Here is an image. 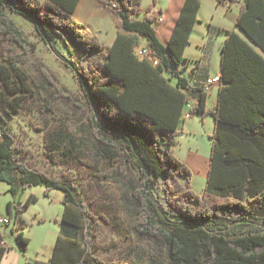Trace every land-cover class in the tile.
Masks as SVG:
<instances>
[{"label":"trees","instance_id":"trees-1","mask_svg":"<svg viewBox=\"0 0 264 264\" xmlns=\"http://www.w3.org/2000/svg\"><path fill=\"white\" fill-rule=\"evenodd\" d=\"M98 1L116 23L111 47L74 17L79 0H0V35L7 44L6 53L0 50V183L6 182L13 196L7 226L18 250L25 253L30 244L21 212L36 201L30 194L22 203L18 195L43 186L46 194L63 192V212L50 259L34 264H129L98 255L96 228L105 218L90 209L71 175L53 176L27 164L9 122L38 103L40 113L62 121L45 133L44 154L52 164L81 165L98 184L139 174L142 184L131 180L122 206H132L127 208L132 231L165 248L166 264H264V0H244L240 7L236 24L246 38L225 31L202 196L191 189V168L174 152L185 115L209 112L206 85H192L183 73L200 0H185L166 44L157 32L160 12L148 14V8L137 19L141 0ZM14 13L29 18L76 74L90 111L87 121L57 116V102L73 97L47 68L27 61L34 47ZM143 41L157 64L136 56ZM7 250L0 236V264Z\"/></svg>","mask_w":264,"mask_h":264},{"label":"rangeland","instance_id":"rangeland-1","mask_svg":"<svg viewBox=\"0 0 264 264\" xmlns=\"http://www.w3.org/2000/svg\"><path fill=\"white\" fill-rule=\"evenodd\" d=\"M141 4L142 12L136 16L137 19H143L148 8L154 10L155 7L160 8V6H163L165 10L168 1L141 0ZM105 8L111 15V11L107 7ZM155 13L159 14V9ZM198 14L197 21L189 37L194 33L196 23L200 22ZM11 16L24 33L27 41L34 47L33 52H27V61L36 63L37 67L44 66L47 68L54 81L64 87L69 92V95L73 97V101L61 98L57 102L55 106L57 116L59 114L64 115V118L69 116L74 123H77V121L79 123L87 121L90 111L86 106V101L76 74L49 49L29 18L16 13ZM89 30L99 37L97 32ZM6 45L4 37L0 35V50L5 53ZM57 45L68 56L65 45L58 39ZM189 45L190 39L186 49ZM195 51L198 50L195 49ZM216 53L220 58L221 50L216 49ZM190 54H193L192 49L190 50ZM188 61V63L192 62V65L196 63L195 61ZM50 89L51 92L54 90L53 87ZM74 102L79 106H75ZM191 106V104L186 105L185 112H189ZM30 107V111L22 110L9 122V127H11L16 137V143L23 149L26 162L31 167L48 172L53 176H60L63 173L71 175L76 180L81 196L89 204L90 209L105 218H99V225L96 228L97 237L95 246L100 258L104 260H126L129 264H152L153 261L166 264L165 248L155 245L147 237L132 231L128 215V209L132 206L130 204L127 205L128 209L122 206V203L125 202L124 195L129 194L128 189L131 188V180L132 183L142 184L139 174L136 171H132V173H129L128 178H120L118 181L111 180L104 184H98L92 177L89 169L81 165L74 163L52 164L44 154L45 133L46 130L59 126L62 121L52 119L48 115L40 113L38 103L30 104ZM206 109L209 112L202 119L198 115H195L192 119L185 118L183 124L184 132L182 136L177 135L176 146L174 148V152L176 150L177 153L175 155L179 160L184 161L186 154L190 150H196L206 159L210 158L211 136L214 133V117L211 113L213 110H209L210 106L208 102ZM191 171V189L202 196L207 180L203 166L198 170L191 169ZM45 192L46 189L43 186H31L22 190L18 195V200L22 203L25 202L30 194L36 197V201L21 212V218L25 223L23 232L25 236L30 238L27 250L25 253H21L24 256L46 258L49 248L53 247L56 241L63 212L62 200L64 194L59 190L48 191V194ZM0 193H2L1 188ZM7 193L13 199V196L8 191ZM7 227L11 228V226ZM259 227L262 228V223L259 224ZM7 242H12L16 245L10 233Z\"/></svg>","mask_w":264,"mask_h":264},{"label":"crops","instance_id":"crops-1","mask_svg":"<svg viewBox=\"0 0 264 264\" xmlns=\"http://www.w3.org/2000/svg\"><path fill=\"white\" fill-rule=\"evenodd\" d=\"M167 1L168 5L165 10L163 6H160V8L155 7L154 10H151V12H156V10L159 9L160 17L163 18V22L159 24L157 32L159 39L164 44L169 41L177 18L185 3V0ZM243 3L244 0H234L232 3L229 0H222L221 2L218 0H200V11L198 14L200 22L196 23L194 28L195 31L191 37H189L190 45L187 49L185 48L184 51V57L186 59L196 62L195 65H192V62L186 64V69L183 72L184 76L190 80L192 85L200 83L206 85L207 102L209 103V110L211 111H214L217 106L220 87V81L211 84L208 83L209 79L220 76L221 73V57L219 58L216 49H220L222 52V46L226 39V30H233L240 36L246 38L236 24L240 7ZM151 12L148 14H151ZM73 14L79 22L97 32L100 40L104 42L107 47H111L117 36V30L114 20L100 1L79 0ZM143 42L146 43L145 41ZM191 49L193 50V54H190ZM195 49L198 51H195ZM258 51L261 52L259 49ZM198 117H200V119L203 118L199 115ZM192 118H194V116L190 117V119ZM183 132L184 128L182 124L179 136H182ZM175 154L177 155L176 150ZM184 159L182 160H184L192 170H198L203 166L207 179L210 158L206 159L196 150H190ZM0 188L2 190V193H0V220L7 221L0 223V236L3 237L5 245L8 248L1 264H34L35 260L47 262L52 255L54 246L49 248L46 258H33L32 256H24L15 244L7 242L9 233L11 234L10 229L6 226L9 218L7 204L13 199L7 193L9 189L8 184L1 182Z\"/></svg>","mask_w":264,"mask_h":264},{"label":"built area","instance_id":"built-area-1","mask_svg":"<svg viewBox=\"0 0 264 264\" xmlns=\"http://www.w3.org/2000/svg\"><path fill=\"white\" fill-rule=\"evenodd\" d=\"M111 7H115V6L112 5ZM135 54L140 59L148 57L149 59L154 61V64H157V60L153 59V56L149 52V46H147L146 43H142L139 47H137L136 50H135ZM219 81H220L219 76H216V77H214L212 79H209L208 83L211 84V83L219 82ZM190 117L191 116H190L189 113H187L185 115V118H187V119L190 118ZM0 137H1V133H0ZM3 222H7V221L6 220H0V223H3Z\"/></svg>","mask_w":264,"mask_h":264}]
</instances>
